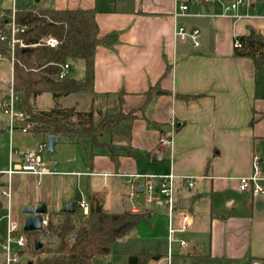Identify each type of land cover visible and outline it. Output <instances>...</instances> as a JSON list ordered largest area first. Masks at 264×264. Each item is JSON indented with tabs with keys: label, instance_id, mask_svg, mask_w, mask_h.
<instances>
[{
	"label": "crops",
	"instance_id": "0c3cea01",
	"mask_svg": "<svg viewBox=\"0 0 264 264\" xmlns=\"http://www.w3.org/2000/svg\"><path fill=\"white\" fill-rule=\"evenodd\" d=\"M65 2L54 8L96 9L94 0ZM181 2L188 3L183 15ZM96 11L99 36L114 32L117 43L95 51L94 95L87 110H96L94 119L118 112L132 117L99 138L102 146L89 158L91 174L119 180L173 174L177 204L194 199L189 209L178 206L191 218L182 236L185 254L221 264H264V195L239 191L237 181L251 173L253 155L264 176V78L258 74L263 66L256 69L251 59L233 55L235 38L249 29L264 37V19L238 9L221 16L217 1L205 5L201 0H114L112 7ZM178 27L198 30V45L178 39ZM153 87L164 93L147 96ZM170 133L171 145L161 146L159 139ZM110 155L118 157L117 167ZM182 177H192L193 187L187 188ZM92 197L101 199L106 211L105 193L91 191L85 200L89 206ZM41 201L36 207L47 208ZM122 204L121 211L106 212L131 206ZM140 212L150 214L144 221L158 215L167 219L146 206Z\"/></svg>",
	"mask_w": 264,
	"mask_h": 264
},
{
	"label": "trees",
	"instance_id": "16d2710c",
	"mask_svg": "<svg viewBox=\"0 0 264 264\" xmlns=\"http://www.w3.org/2000/svg\"><path fill=\"white\" fill-rule=\"evenodd\" d=\"M111 2V0H110ZM4 16L9 10L2 9ZM97 11L90 9H31L16 10L15 21L25 27L19 38L26 48L15 47L13 53L12 85L18 97L17 109L24 112L30 124L29 133L43 138L49 135L82 144L89 139L94 147H101L99 138L132 113L105 115L94 124V111L75 107H61L58 99L72 94L94 95V57L97 47L111 48L117 43L114 32L99 36L95 20ZM52 37L54 48L39 45L42 39ZM241 47H233L235 57L249 58L256 69L264 66V37L249 29L246 36L236 37ZM0 55L10 60L9 46L0 41ZM83 63L84 79L57 78L58 67L65 62ZM156 87L147 90V96L162 94ZM52 96L53 105L45 110L35 105L36 97ZM115 167L118 157L110 155ZM1 176V175H0ZM48 226L36 232L41 248L29 247L25 264H92L94 258H103L112 245L150 217L149 213H133L126 209L108 213L102 209L101 199L92 197L87 216L75 223L72 214L62 211L49 213ZM162 256L152 253L128 254L127 264H149Z\"/></svg>",
	"mask_w": 264,
	"mask_h": 264
},
{
	"label": "rangeland",
	"instance_id": "374dc122",
	"mask_svg": "<svg viewBox=\"0 0 264 264\" xmlns=\"http://www.w3.org/2000/svg\"><path fill=\"white\" fill-rule=\"evenodd\" d=\"M64 0H15L18 8L46 9L54 8ZM129 0H119V2ZM114 0H94V5L98 11H103L112 7ZM66 4H70L66 0ZM253 3V6L250 4ZM12 0H0L1 7H10ZM187 7H188V3ZM119 5H122L120 3ZM125 5V4H124ZM190 7V6H189ZM1 9V8H0ZM3 9V8H2ZM238 11L243 15L253 18L264 19V0L245 1L238 7ZM71 62V61H70ZM71 78L76 80L84 79L83 65L81 61L71 64ZM260 80L264 78V66L259 71ZM11 73L10 65L7 60L0 61V95L4 96L10 87ZM53 98L50 94H42L35 99L38 109L45 110L53 105ZM61 107H76L80 110H87L90 106V96L87 94H72L58 99ZM95 109L98 106L94 105ZM101 109V107H99ZM96 112V110H94ZM104 114V113H103ZM105 116V115H104ZM103 117V116H101ZM100 117L95 115L94 124L99 123ZM8 123L7 115L0 111V170L9 168V150L20 152H37L43 146L39 155L45 164V169L49 172L46 176H30L14 174L11 179L12 194L10 209L8 202L0 196V237H6L7 216L19 224L24 223V215L20 209L25 206L36 207L37 204L45 200L47 209L51 213L62 210L68 202L75 203V213L72 214V221L77 223L81 218V210L77 206L81 199L88 200V195L93 190L105 193L104 209L109 212H119L123 209V204H133L136 199L124 197L129 190V179L119 180L114 177L104 175H92L90 172L89 158L92 152L97 151L89 139H85L82 144H74L61 138L54 146L52 152H48L44 146L45 141L42 136H32L28 133H20L14 129L12 135L8 130H4ZM104 140V139H102ZM106 151V148L99 149ZM98 150V151H99ZM15 158L12 163H15ZM11 167V166H10ZM6 177L0 176V192L5 184ZM125 193L124 195H122ZM140 201V200H139ZM131 206L128 208L130 210ZM158 220V228L154 225ZM152 226V227H151ZM168 220L158 215L147 221H142L133 230L128 232L123 238L118 239L111 247V251L103 258H94L92 264H127V255L133 253H154L166 255L171 253L169 264H221L219 261H205L204 259L185 254L186 242L182 238L184 232H175L172 241L169 242V233L166 227ZM37 232V231H36ZM36 232H24L26 240L33 243L35 239H41ZM153 232V233H151ZM185 238V237H184ZM180 242L185 246L180 247ZM192 248H189L191 251ZM26 258H29L26 255ZM3 254L0 252V264H3Z\"/></svg>",
	"mask_w": 264,
	"mask_h": 264
},
{
	"label": "built area",
	"instance_id": "2783aa9c",
	"mask_svg": "<svg viewBox=\"0 0 264 264\" xmlns=\"http://www.w3.org/2000/svg\"><path fill=\"white\" fill-rule=\"evenodd\" d=\"M214 1L219 3V8L222 10L221 16L228 15L235 12L240 5L245 1L251 0H201L205 5L211 4ZM7 16H4L2 8L0 9V41L5 42L10 49V65L11 82L7 93L4 96H0V111L7 115L8 123L4 130H8V133L12 135L14 129H17L20 133H28L30 124L27 122L24 112L17 109L18 97L16 96L12 85V69H13V53L15 47L26 48L27 45L19 38V35L24 33L25 27L20 26L15 21V13L17 7L15 6V0H12V4L7 8ZM178 10L183 15L187 10V4L181 2L178 5ZM235 20H238L239 16H232ZM174 35L181 41L189 40L194 47L198 45L197 36L198 30L193 29L186 31L184 27H178L174 31ZM39 45H45L49 48H54L57 45V41L52 37H46L41 40ZM234 48H240L241 45L237 40L233 42ZM4 59L0 55V61ZM70 64L65 62L58 67L57 78L64 79L69 76ZM172 140L171 133L163 136L159 139L161 146H170ZM43 146L39 151H25L18 152L13 148L9 150V168L6 170H0V175L6 177L5 184L2 186L0 196L7 200L8 210L10 209V200L12 194L11 179L14 174H25L43 176L49 174L45 169V164L42 161L39 152L42 151ZM17 159L15 163H12L14 159ZM11 166V167H10ZM129 181V193L128 198L138 199L137 202L131 204L130 211L138 213L141 211L142 206L149 207L154 213L162 211L168 220V233L169 242L172 241V236L175 232H184L188 229L191 218L190 216L179 210L177 201L175 199L174 181L176 177L173 174L164 176H150L135 174L130 176ZM154 180H158V186L154 185ZM182 183L187 188H192L194 179L192 177H182ZM238 190L242 192H249L251 196L257 197L264 195V187L262 182L264 176L259 163V157L253 155L251 159V173L248 176L238 178ZM140 186L141 191L138 192ZM140 200V201H139ZM81 210L82 216H87L89 212V205L83 199L78 202L77 205ZM178 223L175 224V221ZM23 225L15 222L11 219V216H7L6 237L3 239L0 237V252L3 254V264H25L27 251L32 245V242L26 240ZM42 228L48 226V216L42 215L41 221ZM185 243L180 242V247H184ZM170 251V250H169ZM168 251L159 260L151 262V264H169L171 253ZM252 264H258L253 262Z\"/></svg>",
	"mask_w": 264,
	"mask_h": 264
},
{
	"label": "water",
	"instance_id": "95a60500",
	"mask_svg": "<svg viewBox=\"0 0 264 264\" xmlns=\"http://www.w3.org/2000/svg\"><path fill=\"white\" fill-rule=\"evenodd\" d=\"M37 2V0H35ZM58 143V137L49 135L45 137V148L48 152H52L54 146ZM141 191L140 186L138 187V192ZM194 201L193 198L189 199H181L178 201L179 208H188ZM188 206V207H187ZM63 213L66 214H73L75 213V203L74 202H68L65 204L61 210ZM20 212L22 215H24V225H23V231L24 232H36L40 231L42 229L41 221H42V215H45L47 213V208L45 205L33 207V206H25L20 209ZM34 247L36 250L41 248V243L39 240L35 239L33 241Z\"/></svg>",
	"mask_w": 264,
	"mask_h": 264
}]
</instances>
